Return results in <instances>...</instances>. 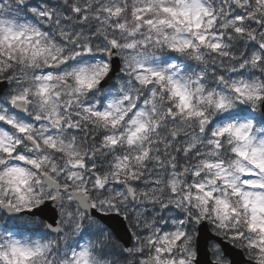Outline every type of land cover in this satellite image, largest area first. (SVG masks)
<instances>
[{"label":"snow or ice","instance_id":"obj_1","mask_svg":"<svg viewBox=\"0 0 264 264\" xmlns=\"http://www.w3.org/2000/svg\"><path fill=\"white\" fill-rule=\"evenodd\" d=\"M178 2L0 0V35L35 37L46 65L0 67V175L26 177L0 201V264H236L239 248L264 264V139L251 120L176 126L163 74L128 55L136 33L118 38L125 15L154 24L156 3L194 13L187 48L207 50L216 79L236 74V103L264 107V0Z\"/></svg>","mask_w":264,"mask_h":264},{"label":"clouds","instance_id":"obj_2","mask_svg":"<svg viewBox=\"0 0 264 264\" xmlns=\"http://www.w3.org/2000/svg\"><path fill=\"white\" fill-rule=\"evenodd\" d=\"M132 2L139 5L143 3V0H132ZM120 3H124V0H120ZM165 5L172 9L184 7V4L179 3L178 0H165ZM159 9L160 4L156 3L153 6V11L148 14L149 18L155 21L151 26L141 23V26L137 28L136 21L131 14L123 16L121 21L126 23V32L119 34L118 38L127 39L128 34L136 33L135 46L129 50L128 55L139 59L144 68L163 74L164 79L157 83H162L166 92L171 88L172 95L166 96V100L170 104L178 105L184 113L178 118L176 126L198 132L201 127V119L204 121V127L213 129L221 124L239 126L251 120L253 127L248 131L257 141L264 139V122L256 119L264 113V107L259 102L255 106L247 104V102L236 103L237 97L229 89L231 80L238 78L230 75L232 72L228 71L225 72L223 81L216 79V76L213 75L212 61L206 55L207 50L201 49L199 55L202 58L197 60L196 53L187 48L185 41L191 40L192 34L187 30L186 25L196 23L194 13L177 12V19L166 16ZM179 21H183V23ZM174 49L180 50L174 51ZM42 51V48L37 49L35 37L24 34L19 29L12 34L6 32L0 35V67L12 69L10 75L20 76L22 73H28L30 77L32 71H45L46 65L43 56H40V62L36 63V57ZM170 55L175 59L166 64L163 63L164 58ZM189 63L193 65L192 68L188 67ZM216 64L219 66V60L216 61ZM135 67L137 65L133 63V68ZM119 75L120 69L116 73V76ZM221 97H225L231 103L225 107H218ZM241 106L248 108L247 115L222 119L221 124L213 123L217 118L225 117L226 113L238 111ZM199 112H203V117L198 115ZM232 132L233 137L246 135L243 129L238 133L233 129ZM233 137H225V146L235 143ZM25 179L23 173L0 175V201L5 204L8 200L15 202L17 195L15 189L22 187ZM6 219L7 213H4L0 224H3ZM239 250L243 254L246 264H255L252 256L244 248H239Z\"/></svg>","mask_w":264,"mask_h":264},{"label":"water","instance_id":"obj_3","mask_svg":"<svg viewBox=\"0 0 264 264\" xmlns=\"http://www.w3.org/2000/svg\"><path fill=\"white\" fill-rule=\"evenodd\" d=\"M113 69H112V78L114 79L116 77V73L119 72L120 69V61L119 59H113L112 61ZM262 116L264 117V113H262ZM226 247L231 249V245H226ZM234 259L236 261V264H246L244 261L243 254L240 252L239 249H231Z\"/></svg>","mask_w":264,"mask_h":264},{"label":"rangeland","instance_id":"obj_4","mask_svg":"<svg viewBox=\"0 0 264 264\" xmlns=\"http://www.w3.org/2000/svg\"><path fill=\"white\" fill-rule=\"evenodd\" d=\"M172 59H175V57L174 56H168V57H165L164 58V60L162 61L163 63H168L170 60H172ZM230 75H232L233 77H236V74L235 73H232V74H230ZM248 112H249V110L248 109H246V107H244V106H241L240 108H239V110L238 111H236V112H232V113H228V114H225V117L227 116L228 118H232V117H234V116H241V117H243V116H245V115H247L248 114ZM261 116V117H260ZM259 117H256V119L257 120H259V121H262V122H264V120L262 119V115H260ZM225 117H220V118H217V120L216 121H214V122H217V121H221L222 119H224ZM213 122V123H214ZM5 222H7V220L5 221Z\"/></svg>","mask_w":264,"mask_h":264},{"label":"trees","instance_id":"obj_5","mask_svg":"<svg viewBox=\"0 0 264 264\" xmlns=\"http://www.w3.org/2000/svg\"><path fill=\"white\" fill-rule=\"evenodd\" d=\"M129 2H131V0H129ZM188 67H189V68H192L193 65H191V64L189 63ZM258 117H259V116H258ZM260 117H261V116H260ZM260 117H259V118H260ZM263 120H264V119H263ZM4 223H6V222L4 221Z\"/></svg>","mask_w":264,"mask_h":264}]
</instances>
